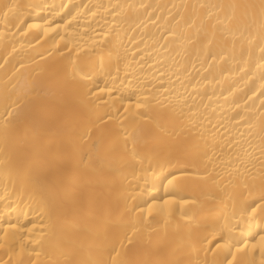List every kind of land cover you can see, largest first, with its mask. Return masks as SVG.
I'll use <instances>...</instances> for the list:
<instances>
[{"label":"bare ground","instance_id":"bare-ground-1","mask_svg":"<svg viewBox=\"0 0 264 264\" xmlns=\"http://www.w3.org/2000/svg\"><path fill=\"white\" fill-rule=\"evenodd\" d=\"M0 264H264V0H0Z\"/></svg>","mask_w":264,"mask_h":264}]
</instances>
